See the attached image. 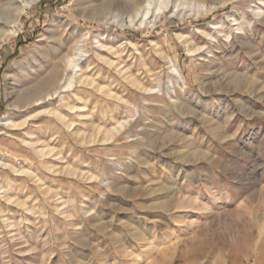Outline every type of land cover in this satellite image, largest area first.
Listing matches in <instances>:
<instances>
[{
    "label": "rangeland",
    "instance_id": "374dc122",
    "mask_svg": "<svg viewBox=\"0 0 264 264\" xmlns=\"http://www.w3.org/2000/svg\"><path fill=\"white\" fill-rule=\"evenodd\" d=\"M113 1L0 0V160L44 182L38 189L0 168V185L21 203L0 201V264H264V17L248 10L259 0L184 20L171 0L140 29L105 24L109 13L127 11ZM242 16L251 25L237 34L232 19ZM180 34L201 51L188 53ZM79 44L83 76L110 96L77 87L82 116L57 103L68 93L44 109L48 99L18 109L59 81ZM166 60L185 83L175 96L166 91ZM53 109L86 135L129 123L112 142L81 145L44 113ZM27 132L59 160L34 155L21 143ZM68 169L108 178L109 189Z\"/></svg>",
    "mask_w": 264,
    "mask_h": 264
},
{
    "label": "bare ground",
    "instance_id": "6f19581e",
    "mask_svg": "<svg viewBox=\"0 0 264 264\" xmlns=\"http://www.w3.org/2000/svg\"><path fill=\"white\" fill-rule=\"evenodd\" d=\"M111 1L112 0H110L109 5ZM117 1L123 2L124 4H126L128 6L127 11L125 13L123 12L109 13L107 18L104 19L105 24L107 26L116 25L120 28L128 27V28L140 29L158 20L162 15H164V13L168 10V8L171 5V0H117ZM238 1L239 0H212L210 2V6L207 7L204 4L203 0H192V2L190 3H187L184 0H179L174 3V11L176 12V15H178L181 20H184L189 16H196V15L203 16L207 14L208 12L215 10L218 6L220 7L222 5L224 6L226 2L235 3ZM248 10L250 14L252 15V17H254L255 19L257 20L262 19L264 17V0H259V6H255L253 8L249 6ZM123 14H126L125 17ZM70 18L73 19L74 17L70 15ZM232 23L234 27L233 31L236 32L237 34L243 33L246 29H249L251 25V23H249L246 20V18H244L243 16L240 17V21L236 19H232ZM221 29L222 28L220 24V26L216 29V34H223ZM224 37H225V40H230L231 35L230 33H227V34H224ZM177 39H179L181 42H183L187 46L186 50L188 53L197 54L199 51H201V48L200 49L196 48L194 45H191V43H188L187 39L184 38L181 34L177 35ZM85 55L86 54L83 49V46L81 44L77 45L75 48V51H73V53L70 56H67L65 58L63 62L64 64H63L62 77L59 78V81H57V79H54L52 81L50 80V82L46 84L40 85V88L39 89L37 88L38 90L34 94V96L33 95L31 96L32 98L29 97L30 99L27 98L29 100L26 99L23 102H19V104H16V107H18V109L23 108V107L31 108L33 107L34 103L41 102L44 104L46 103V100L48 99L49 102L46 104L47 106L44 105L43 107H41V109H44L50 106L54 96H56L57 94L68 93L67 96H61L62 98L57 100V103H59L62 110L68 111L72 115L82 116L86 112V110L85 108H80L79 106V104L82 102H81L79 95L75 93V90L77 89V87L78 88L79 87H83V88L89 87L99 95L110 96L111 93L108 91L107 87L100 86L99 84H96L94 80L83 76L82 64L85 61V58H86ZM103 62L109 67H114V68L116 67V65L110 60L104 59ZM165 62L168 65L167 71L169 73V77L173 79V84L171 85V87H167L166 91H168V93L171 96H175L176 91L179 92L185 89V83L182 79V76L178 70L176 63L173 61H169V60H166ZM122 73L123 72H121L120 75ZM138 86L140 87V85ZM157 90H158L157 92H162L159 84L157 85ZM143 91L145 94H150L151 92V90H145V89ZM66 97L68 99H72V102L65 100ZM115 99L117 101L121 100L118 97ZM132 109H133V112L131 113L130 118H132L136 114V109L135 108H132ZM62 110L53 109V110H48L44 113L48 116H51V118L56 123L60 124L62 128L66 130L70 136H74L76 139V142H78L81 145L112 142L114 141L115 134L121 129H123L129 123V121L120 122V123H117V125L114 128H111L109 130L97 129L95 130V133H93L92 135H86L83 132L80 133L79 130L76 129L75 125L71 122L70 119L67 118L65 113H63L64 111ZM8 121L12 123L11 119ZM85 121H89V118H85ZM26 122L27 120H24L18 126L22 127L26 124ZM25 135H28L29 138L21 141V143L24 145H27L31 149L32 153H34V155H36L40 160H44L46 158L50 159L52 157L55 158L56 161L59 160V158L56 157V154L52 152V150L50 151L49 149L44 148L42 146L43 144L39 143L38 137L34 136L33 134H28V132L25 133ZM51 166L50 165L47 166L46 163H43V167L47 171L54 173V170L52 169ZM0 168L2 169L6 168L9 172H11L14 175L24 176L25 178L32 181L38 189L44 188L43 180H41L39 176H37L31 169H18L14 167L9 161V159L7 160V158L5 160H2V159L0 160ZM121 168H122V165H115L112 168V171L117 173L121 170ZM69 169H68V173L75 176L76 178L80 180L97 181L105 189H109L110 181L108 180V178L97 177V176H94V175H91V174H88L82 171H81L82 173L80 171L74 172ZM10 188L11 186L9 183H6L3 186L0 185V190H1L0 201L2 200L4 202H11L17 206H21V203L16 201L17 199L14 200L13 198L10 199L8 197L7 195L8 192L11 193ZM59 201H60L59 198L55 199V202L57 205L58 204L60 205L62 202V201L60 202ZM3 222H5V225L7 227L11 226V223H6V221H3Z\"/></svg>",
    "mask_w": 264,
    "mask_h": 264
}]
</instances>
